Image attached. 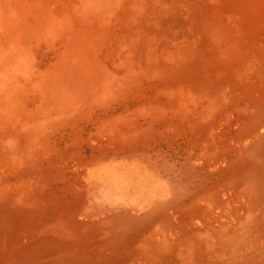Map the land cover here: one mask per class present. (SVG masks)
I'll return each mask as SVG.
<instances>
[{
    "label": "rangeland",
    "instance_id": "rangeland-1",
    "mask_svg": "<svg viewBox=\"0 0 264 264\" xmlns=\"http://www.w3.org/2000/svg\"><path fill=\"white\" fill-rule=\"evenodd\" d=\"M0 264H264V0H0Z\"/></svg>",
    "mask_w": 264,
    "mask_h": 264
},
{
    "label": "bare ground",
    "instance_id": "bare-ground-1",
    "mask_svg": "<svg viewBox=\"0 0 264 264\" xmlns=\"http://www.w3.org/2000/svg\"><path fill=\"white\" fill-rule=\"evenodd\" d=\"M213 237V236H212ZM214 238V237H213ZM211 241V240H210Z\"/></svg>",
    "mask_w": 264,
    "mask_h": 264
}]
</instances>
